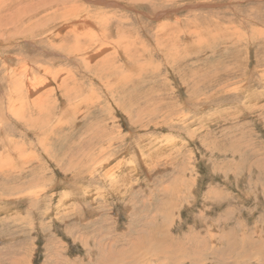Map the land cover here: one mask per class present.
Returning <instances> with one entry per match:
<instances>
[{
    "label": "rangeland",
    "instance_id": "1",
    "mask_svg": "<svg viewBox=\"0 0 264 264\" xmlns=\"http://www.w3.org/2000/svg\"><path fill=\"white\" fill-rule=\"evenodd\" d=\"M0 264H264V0H0Z\"/></svg>",
    "mask_w": 264,
    "mask_h": 264
},
{
    "label": "bare ground",
    "instance_id": "2",
    "mask_svg": "<svg viewBox=\"0 0 264 264\" xmlns=\"http://www.w3.org/2000/svg\"><path fill=\"white\" fill-rule=\"evenodd\" d=\"M43 7V6H42ZM78 8V7H77ZM77 8H76V10H77ZM39 9V8H38ZM75 8H73L72 6H70V10L68 11L69 13H67L68 15V17H67V19L70 21V22H72L71 20V18H70V15L72 14V15H74V13H75ZM38 11V10H37ZM62 16H63V14H62ZM79 17V16H78ZM63 18V17H62ZM76 16L73 18V19H75V20H73V21H76ZM87 19H88V17H87ZM83 20L82 22H81V24L80 25H82V24H84V23H87V25H92V23L89 21L90 19H88V20ZM59 21H60V19H59ZM66 21V20H65ZM78 21V20H77ZM70 22H69V24H70ZM60 23V22H59ZM66 23V22H65ZM67 23H68V21H67ZM58 24V23H57ZM94 24V23H93ZM61 25V24H60ZM42 26V25H41ZM59 26V25H58ZM63 26V25H62ZM67 26V25H66ZM64 27V26H63ZM77 27V26H76ZM75 27V28H76ZM38 28V27H37ZM86 28H87V26H86ZM31 30V29H30ZM92 31V30H91ZM96 32V31H95ZM39 33V32H38ZM67 33V35H65L64 34V36L62 37V41H64V40H66L68 37H73V41H74V44H73V46H70L71 48H69V50H71L69 53H68V55L70 56V55H73V54H75V53H78V51L77 52H75V51H73V48L74 47H76L78 44V40L79 41H81L80 40V34L76 31V30H74V29H72L70 32H66ZM86 33V32H85ZM93 33V32H92ZM95 34H97V33H95ZM33 35V34H32ZM51 35V34H50ZM59 35V34H58ZM99 35V34H98ZM108 36V35H107ZM54 38H55V36H54ZM93 38V37H92ZM61 39V38H60ZM81 39H82V35H81ZM100 39V38H99ZM51 41V40H50ZM61 41V40H60ZM62 41H61V46H62ZM69 41V40H68ZM67 41V42H68ZM70 42H72V41H70ZM69 43V42H68ZM56 46V45H55ZM62 47H64V46H62ZM60 49H62V48H60ZM102 49H104V47L102 48ZM105 49H106V47H105ZM104 49V50H105ZM108 49V48H107ZM85 52V51H84ZM116 52V51H115ZM79 54V53H78ZM92 54V53H91ZM9 56L7 57V58H9L10 60L13 58L12 57V55H10V54H8ZM67 55V56H68ZM98 55V54H97ZM6 58V57H5ZM72 58V57H71ZM8 59V60H9ZM23 59V58H22ZM88 60H89V58H87ZM6 60V59H5ZM8 60H6V62H7V67L9 68L8 69V72H6V76L7 77H9V79H10V81H11V84L8 86V88H9V92H10V94H9V101L8 102H10V104H9V110H10V112H8L9 113V117L10 118H8V119H10V121L11 120H14V121H17V122H22V121H20V120H15V117L14 116H16L17 114L16 113H18V112H20V111H22V110H24L25 108H24V106H25V104L28 102V92H27V90L28 91H30V95H33V93L31 92L34 88H31V87H33L32 86V84L34 83H32V82H27L26 83V81H28V78L30 77V75H31V73L30 72H28V68H26V66H25V69H18V68H16V69H18V71H15V70H12V72H11V66L10 65H12L11 63H9V61ZM28 61V60H27ZM79 61V60H78ZM90 61V60H89ZM5 62V63H6ZM87 62V61H86ZM25 63V62H24ZM27 63V62H26ZM24 65V64H23ZM22 65V66H23ZM6 66V65H5ZM21 66V67H22ZM39 66V65H38ZM6 67V68H7ZM49 68V67H48ZM5 69V68H4ZM31 69V68H30ZM41 69V68H40ZM46 69V68H45ZM50 69V68H49ZM43 70V69H42ZM5 71V70H4ZM19 71H20V76L18 75L19 74ZM44 71V73L46 72L45 70H43ZM47 72L49 73L50 71H48L47 70ZM16 73H18L17 75H16ZM40 73H41V70H40ZM46 74V73H45ZM50 74V73H49ZM53 73L51 72V75H52ZM33 75V74H32ZM41 75V74H40ZM40 75H38V76H40ZM6 76H5V78H6ZM19 76V77H18ZM54 77H51V80L52 79H56L57 78V75H56V73H55V75H53ZM24 77H25V79H24ZM47 77H49L48 76V74H47ZM34 79L36 78V76H34L33 77ZM32 78V79H33ZM37 79V78H36ZM7 80V79H6ZM31 80V79H30ZM8 81V80H7ZM9 81V82H10ZM56 82V81H55ZM2 83V82H1ZM43 83V82H42ZM30 84V85H29ZM62 84V83H61ZM44 87V86H43ZM35 88H38L36 85H35ZM7 89V88H6ZM53 90V89H52ZM51 90V91H52ZM6 92V91H5ZM8 95V94H7ZM37 95V94H36ZM35 95V96H36ZM47 95V94H46ZM49 97V96H48ZM17 98H19V101L18 102H16L18 99ZM34 99H35V97H34ZM60 99H61V97H60ZM30 100H31V98H30ZM33 100V99H32ZM31 100V101H32ZM65 100H66V98H65ZM16 104H18V105H16ZM33 105H35V106H40L41 108L43 107V108H45V106L43 105V98H41V96L38 98V101H33V103H32ZM11 106V107H10ZM30 106V105H29ZM46 109V108H45ZM8 111V110H7ZM29 111V110H28ZM27 112V111H26ZM21 114V113H20ZM20 114H19V117H20ZM14 118V119H13ZM25 124V123H24ZM2 126V125H1ZM22 126V125H21ZM3 127V126H2ZM23 127V126H22ZM3 133V132H2ZM43 144V143H42ZM15 147V146H14ZM16 148V147H15ZM24 152V150L23 151H21V149H19V150H17V152H14L13 151V153H14V155L16 156V161H24V159L26 160L27 159V155L26 154H22ZM29 157V156H28ZM5 160V159H4ZM15 160V159H14ZM1 161H3V160H1ZM28 161V160H27ZM4 162V161H3ZM5 163H7L6 161H5Z\"/></svg>",
    "mask_w": 264,
    "mask_h": 264
}]
</instances>
